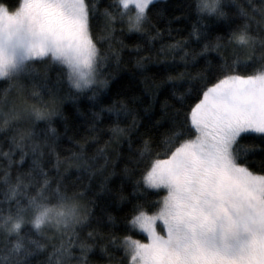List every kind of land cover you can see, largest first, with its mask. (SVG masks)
Wrapping results in <instances>:
<instances>
[{
  "label": "snow or ice",
  "instance_id": "obj_1",
  "mask_svg": "<svg viewBox=\"0 0 264 264\" xmlns=\"http://www.w3.org/2000/svg\"><path fill=\"white\" fill-rule=\"evenodd\" d=\"M101 3L18 0L9 7L0 2V81L6 83L0 92V264H93L94 238L103 237L91 228L90 205L97 201L84 199L93 181L96 193L127 207L123 231L145 237L113 235L116 217L106 213L109 243L122 250L124 264H264V157L256 161L260 171L248 166L249 156L264 153V0H247L246 8L238 0H196L197 15L187 37L172 41L167 50H179L186 66L197 56L203 65L187 79L183 72L164 69L165 77L143 89L154 94L170 86L179 99L193 102L172 108L165 100L159 115L153 102L137 110L133 105L139 97L105 94L111 89L102 69L112 56L117 62L120 56L111 43L107 49L99 45L119 39L117 23L129 33L146 34L151 13L162 15L164 6L159 0ZM93 20L102 25L95 33ZM220 21L224 31L213 35L209 23ZM159 35L157 29L148 39ZM192 42L198 50L185 47ZM147 58L136 60L142 76ZM52 67L61 68L57 83L66 73L69 87L63 95L47 83ZM185 84L189 87L177 91ZM41 89H47L50 100H43ZM85 90L91 93L88 131L107 120L112 136L127 137L129 151L136 153L119 174L115 191L109 187L114 173L103 175L108 164L104 149L86 150L89 140L96 143L93 136L67 137L72 147L63 159L75 167L81 183H73L70 191L61 171L53 117L63 116L64 100L77 101L87 95ZM27 95L39 102L30 103ZM121 120L128 123L122 127ZM250 136L252 142L246 140ZM39 137L48 145L47 166L42 145L34 139ZM25 163L28 168L21 171ZM129 164L140 166V174ZM85 228L90 231L82 235ZM100 251L115 259L104 245Z\"/></svg>",
  "mask_w": 264,
  "mask_h": 264
},
{
  "label": "trees",
  "instance_id": "obj_2",
  "mask_svg": "<svg viewBox=\"0 0 264 264\" xmlns=\"http://www.w3.org/2000/svg\"><path fill=\"white\" fill-rule=\"evenodd\" d=\"M0 2L5 3L9 7H14L18 3V0H0ZM108 2L109 0H102L101 7L106 6ZM238 2L241 3L245 8L247 7V0H238ZM159 3L164 6L163 14L157 16L155 11L151 13V24L146 25V28L149 29L146 34L129 33L127 31L126 25L117 23L115 24V37H118L119 39L113 38L111 41L105 40L99 45L101 49H107L108 44L111 43L114 48L119 50L120 56L118 62L115 56H112L111 59L105 63L102 69L103 78L108 79V88L111 89L110 93L106 91L105 94L112 95L114 97V94L117 91H121L122 94L126 92L130 97L137 96L139 97V100L133 105L137 108V110H139L143 105L153 102L156 115H159L160 104L165 100H167L168 104L171 105L172 108H180L182 104L187 105L193 101L189 99H179L178 96L173 94L170 86H162L153 94L151 91L143 90L145 85L151 80L159 81L165 77L168 73L164 71V69H167L168 72H173V74L177 72H183L186 74L185 79H187V74L195 73V71L204 63L201 57L197 56L195 58V62L189 60L186 66L185 61L180 59L181 52L179 50L175 52H169L167 50V45L172 41L182 40L187 37L188 30L192 25V21L196 19L197 15L195 12L196 0H159ZM256 19L259 20L260 17L257 16ZM240 22L241 21L239 20L236 21V23ZM98 26L102 25H98L97 21L93 20L94 33L96 32ZM209 27L212 31V34L215 35L217 32L223 33L225 25L222 21H220L215 24L209 23ZM252 27L253 29H256L257 25L253 23ZM157 29L160 30V35L154 37L152 40H149L148 36L154 34ZM99 34L103 35L104 33L101 31ZM119 40H123V46L120 44ZM136 43H139L141 46L139 50L131 47ZM185 47L191 51L193 48L198 50L199 45L192 42L187 43ZM162 49L164 50L162 51ZM138 56L148 57L144 61L146 67L143 70V76L141 75V70L136 66V60ZM213 56H209L208 59H213ZM60 71V67H52L49 71L47 83L54 89L58 88L59 93L63 95L64 92L67 91L69 85L67 83L66 73H64V75L60 78L59 83H57V73ZM192 83L196 84L198 82L193 81ZM5 86L6 83L0 81V92H2ZM186 87H189V85L185 84L182 87L178 85L177 91H183ZM27 91H32L30 86ZM40 91L43 93V100H50L47 89H41ZM85 91L87 95L79 96L77 101H73L71 99L64 100L60 105L63 116L53 117L54 126L59 133L55 144V150L62 159L61 171L64 172L65 182L69 184L70 191L72 190L71 185L73 183L77 185L81 183V181L76 180V177L79 175V173L75 167L71 166L68 161L63 159L68 156L66 149L72 147V145L68 143L67 137L71 136L73 140H81L85 136H93L96 138V143H93L91 140H89L86 150L91 153L97 147L104 149L108 158V164L103 175L107 176L109 173H114V175L110 177L109 187L115 191L116 187L120 185V180L118 178L119 174L122 172L124 165L129 162V158L136 156V153L129 151L127 137L123 139H117L116 137L112 136L107 120L103 124L98 125L95 132L88 131V125L90 121L88 114L89 102L87 97L90 96L91 93L87 92V90ZM154 96L155 99H153ZM25 98L30 103L39 102V98L33 99V97L30 95H27ZM120 123L123 127L126 123H128V121L121 120ZM40 126L43 127V124L41 123ZM141 130H144L143 127ZM34 139H39V142L42 145V151L44 153L42 160L47 166V161L49 159L48 145L44 143L43 137ZM246 140L248 142H252L253 137H246ZM105 142L108 143L105 144ZM255 142L259 143V140H255ZM3 147L6 149L7 145L5 144ZM135 147L136 144H133L132 148L135 149ZM154 148L158 152H163L162 148H157L155 145ZM262 157H264V153L260 152H256L254 156H249L248 166L256 171H260V165L256 163V161H259ZM160 158H163L162 155ZM14 159L19 161L20 157L15 156ZM30 159L31 158L29 157V160ZM52 160L53 163L56 162L54 156L52 157ZM99 163L104 164V159L101 158ZM129 167H135L136 175L140 174V166L129 164ZM27 168L28 164L25 163L24 168L21 169V171H24ZM65 169H67L66 172ZM12 172L15 174V166H13ZM0 175H3L2 168H0ZM84 183H87V181H84ZM95 187L96 181H93V190L88 191L84 199L87 200L89 197H94L96 199L97 203L90 205V207L94 209L92 213L93 219L91 228L98 229V231L103 234V237L98 236L94 238L95 248L91 252L89 258L93 264H124V261L120 259L123 255L122 250H117L116 245H111L109 243L110 237L108 236V232L111 225L107 220L106 213L112 212L113 216L116 217L114 222L116 227L112 229L113 235H133L134 238L142 240L144 239V236L139 235L136 232L123 231L121 225L124 223V216L128 210L127 207L124 204L117 205L110 203L114 197L106 196L103 193H96ZM125 191L130 192L131 188L125 185ZM149 198L154 199L155 197L149 196ZM103 204H108L107 209L102 210L101 205ZM96 217H99L101 220L99 224L97 223ZM88 231H90V229L85 228L81 234L83 235ZM89 243H93V240H90ZM101 245H104L110 252H113L115 259L110 260L108 256L102 254L100 251Z\"/></svg>",
  "mask_w": 264,
  "mask_h": 264
},
{
  "label": "rangeland",
  "instance_id": "obj_3",
  "mask_svg": "<svg viewBox=\"0 0 264 264\" xmlns=\"http://www.w3.org/2000/svg\"><path fill=\"white\" fill-rule=\"evenodd\" d=\"M145 238V237H144Z\"/></svg>",
  "mask_w": 264,
  "mask_h": 264
}]
</instances>
